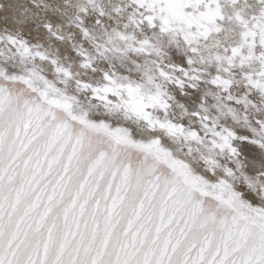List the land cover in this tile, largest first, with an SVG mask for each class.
<instances>
[{"label":"snow or ice","instance_id":"obj_1","mask_svg":"<svg viewBox=\"0 0 264 264\" xmlns=\"http://www.w3.org/2000/svg\"><path fill=\"white\" fill-rule=\"evenodd\" d=\"M0 264H264V0H0Z\"/></svg>","mask_w":264,"mask_h":264}]
</instances>
